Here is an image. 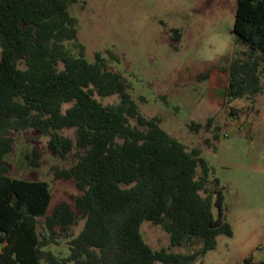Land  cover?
<instances>
[{
  "label": "trees",
  "instance_id": "1",
  "mask_svg": "<svg viewBox=\"0 0 264 264\" xmlns=\"http://www.w3.org/2000/svg\"><path fill=\"white\" fill-rule=\"evenodd\" d=\"M76 23L67 0H0V264H192L216 248L219 236H232L222 189L199 147L188 149L158 117L139 113L126 78L101 53L89 62L79 43H73L78 55L71 53L65 43L77 40ZM231 32L249 48L224 70L223 105L234 115L233 102L254 101L261 91L264 0H236ZM172 38L179 40L178 30ZM112 96L117 103L99 100ZM211 121L188 128L208 131ZM27 130L46 137L53 156L72 159L54 172L79 191L70 201L49 209L45 181L8 175L4 159L13 135ZM23 159L39 166L36 148ZM144 222L189 252L152 249L141 234ZM61 241L67 257L47 250Z\"/></svg>",
  "mask_w": 264,
  "mask_h": 264
},
{
  "label": "rangeland",
  "instance_id": "2",
  "mask_svg": "<svg viewBox=\"0 0 264 264\" xmlns=\"http://www.w3.org/2000/svg\"><path fill=\"white\" fill-rule=\"evenodd\" d=\"M235 5L236 0H67V10L77 21V40L66 47L78 55L73 43L81 44L89 62L101 53L108 68L126 78L139 113L158 117L161 128L188 149L199 147L210 179L222 189L232 236H219L216 248L192 264L264 261V73L254 101L232 103L234 115L224 107L220 88L228 62L249 52L231 32ZM173 30L179 31V40H173ZM205 73L208 77L200 78ZM99 100L104 105L118 102L116 96ZM209 119L208 131L188 128L191 122L205 125ZM63 134L73 137L72 131ZM13 139V150L4 159L8 175L45 181L51 193L49 209L79 193L71 182L55 178L54 172L71 166L72 159L53 156L46 137L27 130ZM32 148L39 153L36 168L23 159ZM216 211L213 207L215 215ZM80 226L81 222L70 233L76 234ZM141 234L152 249L189 252L187 247H171L168 234L149 222L142 224ZM47 250L57 257L69 255L62 241Z\"/></svg>",
  "mask_w": 264,
  "mask_h": 264
},
{
  "label": "crops",
  "instance_id": "3",
  "mask_svg": "<svg viewBox=\"0 0 264 264\" xmlns=\"http://www.w3.org/2000/svg\"><path fill=\"white\" fill-rule=\"evenodd\" d=\"M224 86V85H223ZM223 86H221L220 88L222 89V93H223V95H224V89H223ZM210 88H212V89H217V88H214V87H210Z\"/></svg>",
  "mask_w": 264,
  "mask_h": 264
},
{
  "label": "built area",
  "instance_id": "4",
  "mask_svg": "<svg viewBox=\"0 0 264 264\" xmlns=\"http://www.w3.org/2000/svg\"><path fill=\"white\" fill-rule=\"evenodd\" d=\"M227 137V135H225Z\"/></svg>",
  "mask_w": 264,
  "mask_h": 264
}]
</instances>
